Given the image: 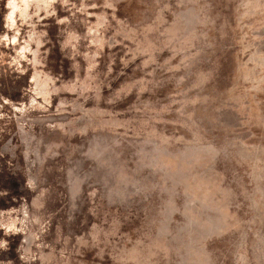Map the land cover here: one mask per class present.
I'll return each instance as SVG.
<instances>
[{
  "label": "rangeland",
  "instance_id": "374dc122",
  "mask_svg": "<svg viewBox=\"0 0 264 264\" xmlns=\"http://www.w3.org/2000/svg\"><path fill=\"white\" fill-rule=\"evenodd\" d=\"M0 264H264V0H0Z\"/></svg>",
  "mask_w": 264,
  "mask_h": 264
}]
</instances>
